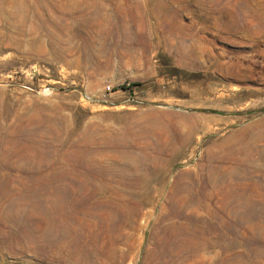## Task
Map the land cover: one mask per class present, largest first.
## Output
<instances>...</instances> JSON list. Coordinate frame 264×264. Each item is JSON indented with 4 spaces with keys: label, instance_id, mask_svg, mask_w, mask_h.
Returning a JSON list of instances; mask_svg holds the SVG:
<instances>
[{
    "label": "rangeland",
    "instance_id": "374dc122",
    "mask_svg": "<svg viewBox=\"0 0 264 264\" xmlns=\"http://www.w3.org/2000/svg\"><path fill=\"white\" fill-rule=\"evenodd\" d=\"M167 263L264 264V0H0V264Z\"/></svg>",
    "mask_w": 264,
    "mask_h": 264
},
{
    "label": "bare ground",
    "instance_id": "6f19581e",
    "mask_svg": "<svg viewBox=\"0 0 264 264\" xmlns=\"http://www.w3.org/2000/svg\"><path fill=\"white\" fill-rule=\"evenodd\" d=\"M15 2V1H14ZM24 2H25V0H24ZM20 4V3H19ZM18 4V5H19ZM21 6L23 5V4H20ZM28 5V4H27ZM30 5V4H29ZM24 8V7H23ZM29 8V7H28ZM27 8V9H28ZM25 10V9H24ZM30 10V9H29ZM34 11V10H33ZM18 13H20V11L18 12ZM33 15V14H32ZM31 16V15H30ZM17 18V17H16ZM23 18V17H22ZM21 18V19H22ZM33 20V19H32ZM36 21V20H35ZM20 23V22H19ZM41 24H40V27H41V29L44 31V28H46V20H45V22H40ZM33 24V23H32ZM16 25V24H15ZM38 25V24H37ZM60 24L58 23V18H57V21H55L53 24H52V28L56 31V32H58L55 28H57L58 26H59ZM49 26H51V25H49ZM57 26V27H56ZM33 27H34V25H33ZM17 28H19V27H17ZM59 28V27H58ZM20 29V28H19ZM66 30L68 31V28H66ZM55 31H54V33H55ZM56 34V33H55ZM56 36V35H55ZM54 36V37H55ZM83 40H85V39H83ZM66 42H67V46L68 47H70L71 45V41H70V38L69 39H67L66 40ZM53 43L55 44L56 43V45H57V38L55 39H53ZM86 43V42H85ZM99 52V51H98ZM86 58H88V55H86ZM76 63H77V61H76ZM48 214V213H47ZM17 219V218H16ZM65 221V220H64ZM55 222V221H54ZM21 226V225H20ZM50 230V229H49ZM51 231V230H50ZM57 231V230H56ZM21 232V231H20ZM24 232V231H23ZM42 232V231H41ZM60 232V231H59ZM56 233V232H55ZM46 235V234H45ZM49 235V234H48ZM52 235V234H51ZM56 235V234H55ZM189 235V234H188ZM47 236V235H46ZM181 236H183V238L184 237H186L187 236V233L186 232H183V233H181ZM48 237V236H47ZM53 237H54V235H53ZM51 238V237H50ZM64 240V239H63ZM178 242L179 243H182V244H185L186 245V242L184 241V240H178ZM188 242V241H187ZM177 243V242H176ZM189 244V243H188ZM178 246H180V244L178 245ZM178 246H177V248H178ZM182 250H183V248H181ZM165 255H167V254H165ZM171 255V254H170ZM172 257V256H171ZM169 258V257H168ZM167 258V259H168ZM167 259H165V260H167ZM173 259V258H172ZM165 260H164V262H165ZM168 264V263H167Z\"/></svg>",
    "mask_w": 264,
    "mask_h": 264
},
{
    "label": "built area",
    "instance_id": "2783aa9c",
    "mask_svg": "<svg viewBox=\"0 0 264 264\" xmlns=\"http://www.w3.org/2000/svg\"><path fill=\"white\" fill-rule=\"evenodd\" d=\"M107 89H108V90H110V89H111V86H110V85H108V86H107Z\"/></svg>",
    "mask_w": 264,
    "mask_h": 264
},
{
    "label": "trees",
    "instance_id": "16d2710c",
    "mask_svg": "<svg viewBox=\"0 0 264 264\" xmlns=\"http://www.w3.org/2000/svg\"><path fill=\"white\" fill-rule=\"evenodd\" d=\"M124 88H128L127 85H124Z\"/></svg>",
    "mask_w": 264,
    "mask_h": 264
}]
</instances>
